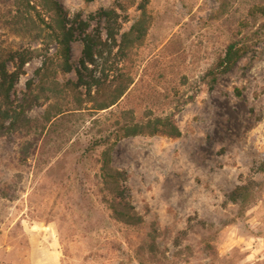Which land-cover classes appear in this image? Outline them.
<instances>
[{"label":"rangeland","instance_id":"1","mask_svg":"<svg viewBox=\"0 0 264 264\" xmlns=\"http://www.w3.org/2000/svg\"><path fill=\"white\" fill-rule=\"evenodd\" d=\"M27 1L0 0V64L17 76L0 128V264H264V0H54L74 35L69 72L55 14ZM231 33L247 52L209 87ZM87 42L85 81L129 83L114 115L75 86ZM171 115L178 138L113 146L143 222L114 220L96 139L118 117Z\"/></svg>","mask_w":264,"mask_h":264},{"label":"trees","instance_id":"2","mask_svg":"<svg viewBox=\"0 0 264 264\" xmlns=\"http://www.w3.org/2000/svg\"><path fill=\"white\" fill-rule=\"evenodd\" d=\"M85 3L92 2L93 0H83ZM28 3L31 0L27 1ZM42 8L46 11L53 12L56 17V28L52 29L53 40L58 46L59 56L62 61V66L65 72L70 71V44L74 40V35L71 26H67L65 17L60 9L59 5L54 0H42ZM220 10L222 11L223 5L220 4ZM138 23H135L131 28L134 31ZM248 49V39L237 38L234 33H231L229 40L224 46L223 51L217 55L215 62L204 73L202 80L206 82L209 87L214 86L219 75L225 74L231 70V68L242 58ZM85 62L81 64V69L77 71L78 81L75 86H80L88 91L89 102L92 104L90 110L95 114L102 111L107 112L109 115H114L111 112L112 107L117 106L119 100L124 97L129 91V83H120L116 86H107L105 79L90 78V81L84 80L83 72L87 71L86 63L94 65L96 51L92 47V44L86 43L84 48ZM18 67H22L25 60L20 58ZM40 69L44 70L46 64L42 65ZM39 70V72H40ZM17 76L14 73H7L5 66L0 64V97L5 102V107L0 106V128L4 126V123L9 120V114L11 112V106L8 104V94L11 90ZM110 83V82H109ZM132 84V83H131ZM30 87V83H29ZM94 88L95 96L105 94L109 92L108 96H104L97 100L94 97H90V89ZM116 118L114 123L109 124V134L104 135L96 139V146L103 148L99 154V173L97 175L99 194L102 197L103 202L107 205L111 217L126 225L138 226L142 224L143 219L139 216L133 206L126 200L125 197V176L124 174L115 169L111 165V150L113 146L122 140L123 138L137 136V135H165L170 138H178L180 131L176 126L174 116H156L148 119L139 118L129 121H123V119ZM138 119V118H137ZM100 118L95 119L94 123H99ZM261 172H264V163L261 165Z\"/></svg>","mask_w":264,"mask_h":264}]
</instances>
